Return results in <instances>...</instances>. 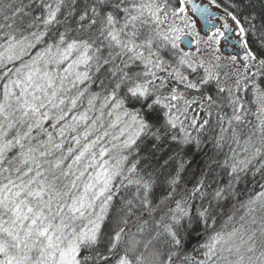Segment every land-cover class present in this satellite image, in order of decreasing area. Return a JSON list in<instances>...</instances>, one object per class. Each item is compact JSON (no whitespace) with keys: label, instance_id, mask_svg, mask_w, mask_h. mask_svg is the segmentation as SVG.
I'll return each instance as SVG.
<instances>
[{"label":"snow or ice","instance_id":"6c2138e0","mask_svg":"<svg viewBox=\"0 0 264 264\" xmlns=\"http://www.w3.org/2000/svg\"><path fill=\"white\" fill-rule=\"evenodd\" d=\"M0 264H264V0H0Z\"/></svg>","mask_w":264,"mask_h":264},{"label":"bare ground","instance_id":"6f19581e","mask_svg":"<svg viewBox=\"0 0 264 264\" xmlns=\"http://www.w3.org/2000/svg\"><path fill=\"white\" fill-rule=\"evenodd\" d=\"M197 2H199V0H197Z\"/></svg>","mask_w":264,"mask_h":264}]
</instances>
